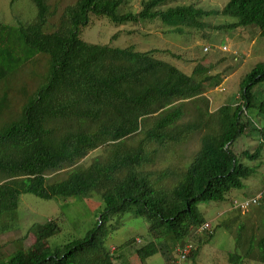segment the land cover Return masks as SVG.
Listing matches in <instances>:
<instances>
[{"label": "trees", "instance_id": "16d2710c", "mask_svg": "<svg viewBox=\"0 0 264 264\" xmlns=\"http://www.w3.org/2000/svg\"><path fill=\"white\" fill-rule=\"evenodd\" d=\"M30 1L36 16L29 24L0 22V116H8L0 125V217L15 216L23 194L45 201L97 196L102 208L83 237L53 249L46 241L59 233L58 226L53 221L33 225L27 234L35 242L7 260L0 257V264H114L115 250L104 245L102 226L125 214L146 220L152 237L135 251L139 264L159 251L166 257L168 242L176 249L192 244L185 261L194 260L192 240L204 223L197 206L225 202L261 166L264 98L258 99L253 88L264 83V61L242 78L235 103L210 112L204 94L216 76L208 68L196 65L185 75L153 58V52L88 44L79 33L91 15L114 25L159 20L180 32L181 27L202 29V18L220 14L235 21L216 29L254 27L264 38V0H228L220 11L192 5L161 10L171 0H145L139 12L123 14L118 10L124 0H75L55 25L49 23L57 11L52 0ZM39 55L47 58L43 76L29 94L20 87L19 111L7 112L8 79ZM246 131L258 145L237 156L231 146ZM195 135L199 148L186 168L151 170L164 152ZM96 149H102L100 156L76 166ZM65 169L61 180H52ZM255 206L264 210V190ZM0 222L4 232L7 225ZM244 230L241 225L239 232ZM246 258L264 264V220L262 235L250 234L243 254L230 253L228 263ZM168 264L180 263L170 257Z\"/></svg>", "mask_w": 264, "mask_h": 264}, {"label": "rangeland", "instance_id": "374dc122", "mask_svg": "<svg viewBox=\"0 0 264 264\" xmlns=\"http://www.w3.org/2000/svg\"><path fill=\"white\" fill-rule=\"evenodd\" d=\"M143 1L145 0H124L118 12L119 14L137 13ZM74 2L75 0H52L51 5L55 3L57 11L49 21L50 25L57 24L63 9L73 5ZM227 2L228 0H171L161 10L167 7L192 5L205 11H220ZM35 16L36 8L30 0H0L1 23L13 26L18 23L29 24ZM234 21L220 14L212 15L199 21L205 25L202 29L181 27L180 32H174L173 28L163 25L159 20L114 25L104 17L91 15L87 27L80 30L79 37L88 44L108 45L113 48L132 47L137 52H153V58L169 63L185 75H190L196 65H203L208 68L210 76H216L214 85L206 86L204 94L209 101V111L214 112L222 105L237 101L242 78L254 65L264 61V38L259 36L257 29L254 27H241L235 30L216 29ZM223 47L226 51L221 50ZM203 48L207 52H203ZM231 55L236 56L238 61L234 62ZM46 63V57L35 56L30 62L19 66L8 79L6 86L9 87L7 99L10 102V109L7 112L19 111L22 104L18 95L20 87H24L27 94L31 93L40 79L39 76H43ZM253 91L257 98L262 100L264 83L255 86ZM6 117L8 118L7 114L0 116V125L4 123ZM257 145L256 136L246 131L231 146V150L239 156L244 151L252 153ZM198 148L199 136L195 135L173 151L164 152L157 158L151 170L172 168L182 171L189 165ZM101 151L102 149H96L90 152L76 166L86 167L94 158L102 154ZM260 161L261 166L256 174L243 182L244 186L241 190L231 192L225 202L203 203L197 206L204 222L210 224L213 232L209 236L196 233L192 240L197 247L196 258L188 259L184 264H229L228 255L234 252L242 255L245 241L250 234L256 238L262 235L264 210L252 206L244 214L234 209L231 204L232 200L242 202L262 193L264 152ZM246 165L255 166V163L246 162ZM66 172L67 169L57 172L52 180H61ZM101 208L97 196L84 198L82 201L72 198L65 200L54 198L45 201L30 194H23L19 197L15 216L5 214L0 217V221L7 225V230L0 232V257L7 260L17 248L30 247L35 242V236L27 234L29 229L33 225L48 221H53L59 228V233L46 241V246L50 249L81 238L95 226ZM241 225H244L245 230L239 232ZM147 232L146 220L128 214L113 217L104 223L102 238L109 251L115 250L112 254L114 264L120 262L139 264L135 251L152 240ZM237 233H240L241 237L238 240ZM25 235H28L27 238H24ZM135 239L138 243H134ZM129 242L131 243L128 244ZM165 250L169 252L166 256L168 261H165L166 257L159 251L146 259L145 264H168L170 257H177L173 243L168 242ZM240 264L260 263L246 258Z\"/></svg>", "mask_w": 264, "mask_h": 264}, {"label": "built area", "instance_id": "2783aa9c", "mask_svg": "<svg viewBox=\"0 0 264 264\" xmlns=\"http://www.w3.org/2000/svg\"><path fill=\"white\" fill-rule=\"evenodd\" d=\"M221 50L226 51L224 47ZM204 51L206 50L204 49ZM261 194L262 193H260L259 195L253 196L249 199H246L242 202L234 201L233 208L234 209L236 208V210H240L242 213L243 212L245 213L250 209V207L255 206L257 204L258 200L261 198ZM212 232H213V229L211 228L210 224L207 222H204L196 230V233L200 235H206V234L208 235V234H211ZM136 242H138V240H136ZM193 247L194 246L192 244L186 243L185 245L177 248L176 249V254H177L176 262L180 264L184 262L186 259V256L190 253V250L193 249Z\"/></svg>", "mask_w": 264, "mask_h": 264}, {"label": "clouds", "instance_id": "9594fccd", "mask_svg": "<svg viewBox=\"0 0 264 264\" xmlns=\"http://www.w3.org/2000/svg\"><path fill=\"white\" fill-rule=\"evenodd\" d=\"M203 52H207V51H204V48H203ZM226 53H228V52H226ZM236 54V53H235ZM237 55V54H236ZM232 57H234V59H233V61L234 62H237L238 61V59H237V57L236 56H234V55H231Z\"/></svg>", "mask_w": 264, "mask_h": 264}]
</instances>
